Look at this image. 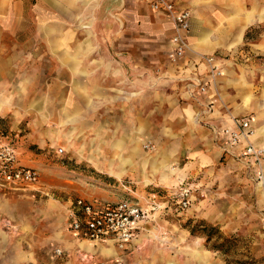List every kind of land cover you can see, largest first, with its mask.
Segmentation results:
<instances>
[{
  "label": "rangeland",
  "instance_id": "1",
  "mask_svg": "<svg viewBox=\"0 0 264 264\" xmlns=\"http://www.w3.org/2000/svg\"><path fill=\"white\" fill-rule=\"evenodd\" d=\"M178 1L188 5L192 13H204L197 25L218 26L222 42L219 56L223 60L212 57L209 62L207 57L211 56L202 55L209 63L211 80L215 82L228 67L233 74L241 71L248 82H257L258 100L264 101V0ZM137 2L140 13L154 22L151 0ZM56 6V0H0V13L7 16L0 19V100L5 102L0 110V131L7 133L0 132V145L13 148L19 163L39 172L36 183L0 178V251L8 253L2 260L8 264H264V215L260 209L236 207L234 196L221 192L217 182L205 183L199 178L200 190L191 206L181 209L171 195L178 183L159 186L152 182L156 175L145 177L152 173L154 161L161 158L170 162L159 175L171 173L176 177L179 167L171 162L173 154H166L169 146H160L148 136L139 157L142 165L135 162L126 169L132 156L121 154L128 147L114 142L133 131L127 121H122V112L112 110V102L121 98L106 96V90L118 91L126 82L83 80L81 96H75L74 82L67 80L68 75L59 74L57 63L39 46L74 41L76 37L86 61L83 71L88 72L91 58L100 53L105 56V43L143 44L146 63L153 64L145 68L149 91L160 85L159 78H154L160 74L155 61L161 60L165 67L173 61L169 53L162 55L156 50L166 41L153 39L147 30L112 39L105 32V19L97 26L94 13H82L79 22L77 19L81 33L73 32L70 38L65 34V38L58 33L54 15L42 23L35 21L36 13H58ZM194 25L191 18L190 29ZM99 43L102 50L94 49ZM191 51H195L192 46ZM226 61L229 66H225ZM212 108L209 104L208 110ZM255 136L256 130L254 140ZM240 163L249 169L248 164ZM252 166L257 173L247 184L261 199L264 179H258L259 170ZM164 175L159 176L162 182L166 181ZM79 197L109 203L138 200L148 209L147 216L124 249L113 241H91L69 228V213ZM56 249H63L65 254L57 255Z\"/></svg>",
  "mask_w": 264,
  "mask_h": 264
},
{
  "label": "crops",
  "instance_id": "2",
  "mask_svg": "<svg viewBox=\"0 0 264 264\" xmlns=\"http://www.w3.org/2000/svg\"><path fill=\"white\" fill-rule=\"evenodd\" d=\"M41 1L49 3V0ZM56 1L58 13H36L35 21L42 23L47 19L46 17L54 15L59 25L58 33L63 34L65 38V34L70 38L73 32L74 35L77 32L81 33L79 28L81 25L78 22L82 13H94L97 26H101L102 19H105L104 23L107 26L105 32L112 39L121 35L128 36L129 33L144 34L147 30L148 35L153 39L166 41V44L161 43L156 48L159 54L161 52L162 55L168 54L174 48L172 43L174 28L170 18L163 11H154L152 16L155 23L153 18L150 21L146 13H140V5L138 6L137 2L140 0ZM175 1L180 6L189 8L188 5ZM203 15L204 13H192V21L194 18L195 25L187 33L190 48L182 59L169 62L167 67L161 63V60L155 61L154 66H158L160 74L154 78H159L160 85L159 88L149 91L146 87L148 80L145 68L153 64L146 63L143 44L125 41L105 43L107 50L105 56L100 53L99 57L91 58L88 61L91 70L88 72L83 71V64L86 61L82 58V43L76 40V37L74 41L63 40L56 43H42L39 46L46 52L45 56L52 57L57 63L59 74L68 75L67 80L74 82L75 96H81L83 80L126 82L121 89H117L118 91L106 90L107 97L121 98L112 102V110L116 108L117 111H121L124 116L122 121H127L133 131L132 134H126L124 135L126 137L114 142L116 145L128 147L127 152H121L132 156L127 159L129 162L126 164V169L131 163L138 162L142 165L139 157L148 136L160 146H169L166 154L172 153L174 159L171 162L179 166L176 177L170 175L171 173L159 175L161 169L164 170L170 161L168 162L166 158L154 161L152 173L145 174V177L156 175V180L152 181L156 182V185L163 186V183L172 181L171 185L165 186L170 187L182 182L198 184L196 180L198 178L205 183L217 182L221 192L234 196L236 207L239 206L242 210L260 209L264 215V195L258 199L259 193L247 184V182L252 183L254 174L257 173L256 168L251 165H248L249 169L241 166L235 155L227 153L225 138L221 134L224 127L233 124V117L250 115L251 125L256 130L255 141L259 145H264V101L258 100L257 82L252 80L248 82L246 77L241 75V71L233 74V70L228 67V70L223 69V74L215 82L211 80L208 73L209 63L202 55L216 57L220 61L222 58L219 56V50L222 42L218 36L217 25L214 27L197 25ZM1 18L7 19V16L0 13ZM149 22L153 25H149ZM72 23L74 26L70 25ZM101 46L103 44H96L94 49L102 50ZM191 46L195 49L193 53ZM135 50L137 53L134 52ZM31 55L37 57L38 54ZM226 62L225 66H229V61ZM100 66L104 68L98 69ZM198 82H202L207 87L205 93L199 92ZM262 82L261 91L264 92V80ZM181 96L186 99H182ZM4 103L0 100V110ZM209 104L213 105L211 111L208 110ZM145 164L143 162L144 168H146ZM128 171L125 175L129 173ZM162 175L165 182L160 180ZM262 221H264L263 217ZM102 252L112 253L107 250ZM7 254L0 251V264H8L2 260Z\"/></svg>",
  "mask_w": 264,
  "mask_h": 264
},
{
  "label": "built area",
  "instance_id": "3",
  "mask_svg": "<svg viewBox=\"0 0 264 264\" xmlns=\"http://www.w3.org/2000/svg\"><path fill=\"white\" fill-rule=\"evenodd\" d=\"M150 6L155 11H163L173 21L176 32L172 37L174 48L168 56L171 60L182 59L189 49L187 33L191 27L192 12L188 7L178 5L175 0H151ZM209 62L212 57H207ZM213 69H217L214 67ZM206 87L200 84L202 94ZM233 124L224 127L221 134L225 138V151L235 155L239 161L254 165L259 170L258 179H264V148L253 139L255 130L251 125L250 115L235 116ZM0 178L14 182L36 183L39 172L18 162L13 148L0 145ZM200 190L194 182L178 183L171 195L181 209L191 206L194 196ZM156 198V193L152 194ZM154 207V206H152ZM148 209L138 200L121 199L116 202L90 201L79 197L69 213V228L80 237L91 241H113L119 248L124 249L136 236L142 226ZM57 255L65 254L63 249H56ZM121 264L120 261H117ZM99 264H109L99 262Z\"/></svg>",
  "mask_w": 264,
  "mask_h": 264
},
{
  "label": "trees",
  "instance_id": "4",
  "mask_svg": "<svg viewBox=\"0 0 264 264\" xmlns=\"http://www.w3.org/2000/svg\"><path fill=\"white\" fill-rule=\"evenodd\" d=\"M3 121L2 119H0V122ZM2 134H7L6 132L4 131H0Z\"/></svg>",
  "mask_w": 264,
  "mask_h": 264
}]
</instances>
